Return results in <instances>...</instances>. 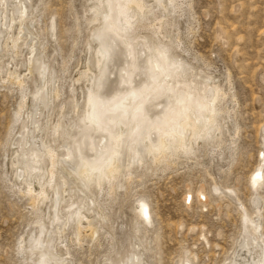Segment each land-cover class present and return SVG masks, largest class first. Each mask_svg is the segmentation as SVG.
Wrapping results in <instances>:
<instances>
[{"label":"rangeland","instance_id":"1","mask_svg":"<svg viewBox=\"0 0 264 264\" xmlns=\"http://www.w3.org/2000/svg\"><path fill=\"white\" fill-rule=\"evenodd\" d=\"M183 3L177 13L165 18L167 26L162 31L178 42L177 55L222 87L229 112L228 117L223 114L226 127L218 142H198L192 154L168 164L134 168L128 181L118 180L122 187L111 195L103 188L97 207L104 221H94L97 233L91 236L88 230L82 231L77 243L70 226L62 234L63 244H56L59 252L66 249L72 264H103L130 250L128 254L136 252L141 264H181L184 258L191 264H230L243 236L242 210L248 222H254V226L247 222V231L259 233L264 244V186L256 192L260 196L256 213L249 182L264 150V0ZM90 4L89 0H30L33 29L31 22L26 26L32 36L37 34L38 60L43 57L52 67L59 91L49 111L51 124L60 119L61 104L66 108L63 118L72 119L66 116L68 102L81 103L87 85L82 73L88 69L86 75H91L94 70L93 45L86 46L94 25L89 20ZM19 51L15 57L7 52L3 60L16 65L20 61L17 69L25 72L26 63L20 59L27 58V51ZM23 79L26 97L19 116L20 89L11 81H0V264H29L26 242L35 233L34 221L44 218L47 210L38 203L39 210L33 211L28 195L17 192L23 184L11 164L13 140L26 113L37 117L39 110L30 97L31 81ZM45 130L40 135L47 137L51 125ZM199 191L204 200L198 198ZM141 197L147 202L150 224L141 220L134 202Z\"/></svg>","mask_w":264,"mask_h":264},{"label":"bare ground","instance_id":"2","mask_svg":"<svg viewBox=\"0 0 264 264\" xmlns=\"http://www.w3.org/2000/svg\"><path fill=\"white\" fill-rule=\"evenodd\" d=\"M89 1L91 2L88 8L91 12L89 20L94 25L90 29L89 43L86 46L93 45L92 67L94 70L90 73L91 75H86L88 69L82 73L87 85L81 92V103L74 99L68 102L69 112L66 116L72 119L66 121L63 118L66 108L64 104H61L58 107L60 119L51 124L49 111L59 91L55 87L56 81L52 67L42 56L38 60L39 46L37 37H34L37 34L32 36L30 29L26 26L28 22H31L32 27L34 22L33 12L29 7L30 0H0V81L1 83L11 81L20 89L21 100L16 114L19 116L26 97L22 90L23 78L27 77L32 83L30 97L39 109L37 117H34V112L26 113L21 131L13 140L15 149L11 163L16 167L14 172L16 179L23 184V189L18 188L17 192L23 196L28 195L33 211L37 210L38 203H44L47 209L44 216L42 215L44 218L40 217L42 219L34 221L35 233L26 242V259L29 260V264H72L66 249H63V253L59 252L56 244H63L62 234L70 226L74 228L73 236L77 243L82 231L88 230L91 236L97 233L95 222L104 221L97 207V198L103 188L107 195H111L122 187L118 180L123 178L128 181L132 176L131 170L134 168H142L146 164L153 167L168 164L177 157L192 154L198 142L204 145L218 142L222 129L226 127L223 116L229 113L224 107L226 93L218 83L210 81V76L202 75L189 61L177 55L175 49L178 48V42L171 40L162 31L167 26L165 18L177 13L181 5L185 3L183 0H130L127 10L131 18L130 28L125 24V16L121 15V10L115 6L116 0H112L111 8H109L108 0ZM121 2L123 3L124 0ZM138 4L140 6H137ZM106 15L110 17L107 23ZM102 32L105 35L103 40L98 39ZM113 42L115 51L110 59H106L102 54L103 49L111 46ZM18 49L27 51V58L20 59L26 63L25 72L17 69L20 68V61L16 65L3 60L7 52H12L14 57L18 56L20 52ZM157 49H166L170 59L177 61L178 70L173 69L169 79L165 81L171 89L165 88L162 92H146L135 101L131 97L125 100L128 115L116 128V132L122 134L119 145L120 155L116 158L114 167L106 172V175L111 178L110 182L104 181L101 188H97L94 183L83 184L71 171L70 159L65 158L76 157L78 153L85 151L92 154L93 149L99 151L111 147L107 143L100 144L99 140L103 138V133L88 129L80 123L84 110L88 108L89 93L100 91L106 97L115 96L121 89L128 87L124 81L131 80L133 74L139 82H143L145 77L136 72L133 65L143 62L147 67L148 60L156 58ZM9 65H12L13 69ZM2 73L4 76L1 75ZM148 83L151 84L152 81L149 79ZM189 96L190 100H188ZM177 97L184 98L189 107L187 119L181 121L182 126L186 125L183 127V139L177 137L171 150L167 152L163 150L158 153L151 152L149 140H156L155 132L151 131L153 122L165 113L169 104L175 105ZM121 99L124 97L119 96L116 103H119ZM137 105L143 106L142 115L135 111ZM48 125H51L49 136L40 135L42 128L48 130ZM56 142L57 145H54ZM183 145H188L190 150L185 151ZM258 158H260L258 164L249 179L250 188L254 192L252 196L256 197L254 200L256 213L260 206L258 200L260 196L256 192L264 186V150L260 151ZM34 185H36L35 190ZM200 197L204 200V194L199 191L198 198ZM186 198H190V194ZM134 202L138 206L141 220L150 224L146 200L141 197L136 198ZM238 206L242 208V204ZM242 212L243 236H240L239 248L235 251L230 264H264L262 238L259 233L253 234L247 231L248 218L244 210ZM248 224L254 226V222H248ZM258 227V220H256V230ZM63 246L66 248L65 245ZM17 250L19 253L22 252L20 244ZM128 253L116 259L109 257L103 264H141L136 252ZM181 264H191V262L184 258Z\"/></svg>","mask_w":264,"mask_h":264},{"label":"snow or ice","instance_id":"3","mask_svg":"<svg viewBox=\"0 0 264 264\" xmlns=\"http://www.w3.org/2000/svg\"><path fill=\"white\" fill-rule=\"evenodd\" d=\"M129 2L130 0H124L123 3L121 0H116L115 6L121 10V15L125 16L124 22L130 28L131 18H129L127 11ZM108 5L109 8L112 7V0H108ZM137 6L140 5L138 4ZM109 19L110 17L106 15L105 22L107 23ZM109 30L111 29L109 28ZM98 39H105L103 32L99 34ZM114 51L115 43L113 42L111 46L103 49L102 54L106 59H110ZM98 54H100V50H98ZM129 57L131 58V53H129ZM133 67L136 72L145 77L143 82H139L135 74H133L131 80L124 81L128 87L121 89L115 96L106 97L100 91L89 93L88 108L84 110L80 123L88 129H95L96 132L103 133V138L99 140L100 144L107 143L111 147L99 151L93 149L92 154L85 151L78 153L76 157L65 158L70 159L71 171L85 185L94 183L97 188H101L104 181L108 180L110 182L111 178L106 175V172L114 167L116 158L120 155L119 145L122 134H118L116 128L128 115L125 100L131 97L135 101L146 92H162L165 88L171 89V86L167 85L165 81L169 79L173 69L178 70L177 61L170 59L166 49H157L156 58H150L147 67L144 66L143 62L134 63ZM149 79L152 81L151 84L148 83ZM119 96H123L124 99L116 103ZM190 99L191 97L189 96L188 100ZM135 111L142 115L143 106L137 105ZM188 111V104L181 97H177L174 106L168 105L165 113L153 122L151 131L155 132L156 140H149L151 152L158 153L161 150L167 152L171 150L172 144L177 137H180L181 140L183 139V127L186 125L182 126L181 121L187 119ZM183 148L185 151L190 150L188 145H183ZM147 219L145 214V220L147 221Z\"/></svg>","mask_w":264,"mask_h":264}]
</instances>
